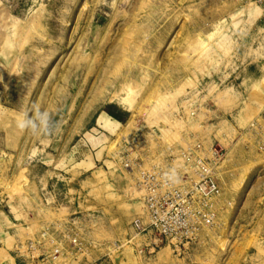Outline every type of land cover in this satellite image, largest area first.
Here are the masks:
<instances>
[{
  "label": "rangeland",
  "instance_id": "1",
  "mask_svg": "<svg viewBox=\"0 0 264 264\" xmlns=\"http://www.w3.org/2000/svg\"><path fill=\"white\" fill-rule=\"evenodd\" d=\"M258 59L264 0H0V229L50 232L70 189L82 204L89 178L103 187L110 158L144 206L114 253L264 264ZM34 104L51 113L47 134L16 127ZM239 142L251 164L223 178Z\"/></svg>",
  "mask_w": 264,
  "mask_h": 264
},
{
  "label": "crops",
  "instance_id": "2",
  "mask_svg": "<svg viewBox=\"0 0 264 264\" xmlns=\"http://www.w3.org/2000/svg\"><path fill=\"white\" fill-rule=\"evenodd\" d=\"M253 64L256 69L264 72V60L258 59ZM247 82L252 95L260 100L261 91H264V74L262 78L248 77ZM262 99L264 100V97ZM242 115L246 117L244 113ZM242 124L244 125V122L240 125ZM241 128L243 127H239V131H242ZM243 133L242 131L241 134ZM232 145L237 157L232 158L231 155L225 161L223 178L231 176L234 166L237 168L240 164H251L242 156L246 151L243 143ZM87 162L89 168L95 164L91 159ZM104 163L106 168L103 187L96 190L95 183L97 185L100 180L95 182L94 178H89L84 183L87 186L84 192L88 199H83L82 204L79 198L73 197L83 196V192L74 190V187L70 189L72 197L71 193H68L66 197H70V200H67L57 213L62 214L63 221L51 227L50 232H38L30 227L21 229L11 219H4L6 228L0 229V264H161L156 254L150 258L144 256L142 259L138 253H125V249L118 253L113 252V241L127 243L133 237L130 225L144 215V206L140 200H134L136 192L133 191L124 171L120 167L117 168L110 158L105 159ZM100 173L96 171L94 175L97 177ZM102 189L104 196L100 194ZM97 194L102 197L100 204L92 199L93 196L97 197ZM99 205L104 208H98ZM114 205H117V208H111ZM28 243L30 245L27 248Z\"/></svg>",
  "mask_w": 264,
  "mask_h": 264
},
{
  "label": "clouds",
  "instance_id": "3",
  "mask_svg": "<svg viewBox=\"0 0 264 264\" xmlns=\"http://www.w3.org/2000/svg\"><path fill=\"white\" fill-rule=\"evenodd\" d=\"M52 118L47 109H41L38 105H32L18 113L16 127L20 131H27L35 136L47 134L51 131Z\"/></svg>",
  "mask_w": 264,
  "mask_h": 264
},
{
  "label": "built area",
  "instance_id": "4",
  "mask_svg": "<svg viewBox=\"0 0 264 264\" xmlns=\"http://www.w3.org/2000/svg\"><path fill=\"white\" fill-rule=\"evenodd\" d=\"M263 118H264V112H263ZM202 168H203V176H205L206 177V175H207V173H208V169L206 168V167H203L202 166ZM209 179V178H208ZM177 197H178V194H177ZM157 209V210H156ZM156 209H153V215H154V220H155V222H157V221H159V220H161L160 219V208L158 209V208H156ZM178 209V210H177ZM176 211H177V215H180V213H181V215H183V214H185L186 212H187V209H183V210H179V208L178 207H176V209H175Z\"/></svg>",
  "mask_w": 264,
  "mask_h": 264
}]
</instances>
